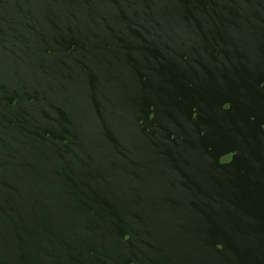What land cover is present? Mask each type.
<instances>
[{
    "label": "water",
    "instance_id": "obj_1",
    "mask_svg": "<svg viewBox=\"0 0 264 264\" xmlns=\"http://www.w3.org/2000/svg\"><path fill=\"white\" fill-rule=\"evenodd\" d=\"M0 264H264V0H0Z\"/></svg>",
    "mask_w": 264,
    "mask_h": 264
}]
</instances>
